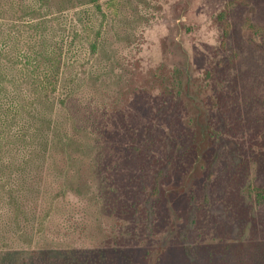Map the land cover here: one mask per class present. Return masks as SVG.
<instances>
[{"label": "rangeland", "instance_id": "374dc122", "mask_svg": "<svg viewBox=\"0 0 264 264\" xmlns=\"http://www.w3.org/2000/svg\"><path fill=\"white\" fill-rule=\"evenodd\" d=\"M249 1L243 8L237 0H98L91 8L96 23L91 43L96 39L97 49L91 54L86 40L92 31L80 28L67 75L74 83L63 103L46 108H22L32 89L20 87L23 73L13 68L10 73L18 83L2 84L0 96L1 157L11 175L2 170L0 176L7 189L19 192L21 206L17 212L7 200L0 201L4 264H24L28 255L18 253L41 248L93 259L105 248L131 245V233L124 228L138 218L146 224L154 212L153 247L160 250L175 241L187 219L177 212L175 196L196 190L209 173L207 165L197 170L192 162L185 175L188 164L181 165L182 157L176 171L167 170L198 121L211 127L207 146L223 141L215 139L220 133L212 129L222 122L218 96L226 101V120L232 122L229 110L237 112L235 119L245 113L259 122L251 123L262 131L253 134L254 142L264 146V86L258 81L264 78V0ZM227 24L233 26L228 34ZM241 70L257 78L249 74L241 80ZM164 137L178 146L167 150ZM226 144L221 145L217 171L234 168L225 182L241 196L261 180L253 158L262 152L255 147L253 153H245L248 148L235 152V144L229 149ZM155 186L160 191L152 197ZM223 188L212 194H218L212 199L217 209L207 203L210 209L194 215L202 227L193 225L191 241L221 237L215 224L220 216L225 224L235 222ZM242 199L248 204L249 197ZM120 201L126 203L124 210ZM132 203L141 208L139 214ZM252 211L264 217V206L254 205ZM238 230L235 226L225 236L236 242L254 238L250 223L242 234Z\"/></svg>", "mask_w": 264, "mask_h": 264}, {"label": "trees", "instance_id": "16d2710c", "mask_svg": "<svg viewBox=\"0 0 264 264\" xmlns=\"http://www.w3.org/2000/svg\"><path fill=\"white\" fill-rule=\"evenodd\" d=\"M237 2L243 8L250 5L249 0H237ZM97 4L98 0H0V96L2 84L18 83L16 82L17 78L13 77L10 72L14 71L13 68H21L20 71L23 75L19 78L22 81L20 87L24 84L32 89V93L28 97V104L22 107L26 108L25 111H28L33 105L46 108L63 103L68 96L65 93L75 80L67 75L71 71L70 68H72L70 60L74 55V46L78 43L77 37L80 28L86 27L85 30L88 28L92 31L86 40L87 49L91 54H94L97 49V40L95 39L91 43L96 32V23L91 8L97 6ZM82 7L88 8L79 13L78 9ZM251 11L253 9L250 7L249 12ZM71 13L76 17H72ZM82 16H85L86 20ZM231 28H233L232 24H227L225 33L228 34ZM254 48L259 49L256 44ZM252 73H245V70H241V80H246L250 75L257 78L255 73ZM258 81L260 88L264 86V78H260ZM62 83L64 84V90L60 93L59 89ZM218 99H221L217 108L222 114V122H220L222 128L212 127V129L220 133L216 134L215 139L223 137V141H220L219 144L207 146L205 136H209L207 134L209 132L211 135V127L206 128L203 122L198 121L195 132L186 137L181 150H176L177 153L167 170L168 173L172 168L176 171L178 157H182L181 165L185 167L188 164L186 170L184 169L185 175L192 162L197 170L203 168V164L207 165L209 173L206 179L197 183L196 190L192 189L188 194L180 193L175 196L174 202H176L177 212L187 218L175 241L160 250L153 247L151 234L157 229L156 212H154L149 214L152 216L146 220V224L141 223L142 220L138 218L133 221L131 228H124V230H129L131 233V245L115 249H112V247L105 248L99 253H95L93 259L89 258L88 260L81 259L74 252H69L65 257L60 251L57 252L56 250L42 248L29 250L27 253H18L22 256L28 255L25 261L23 258L21 259L24 264L27 260V264H49V262L51 264H264V217L258 211L257 214L252 211L254 205L264 206V180H262L264 179V146L261 145L258 148L253 135L262 131L253 128L251 123L259 122L245 113H242L240 118L235 119L234 116L237 112L233 115L229 110H226L227 115L234 124L226 120L225 110L222 109L223 106H227L226 101L219 96ZM162 107L164 106L162 105ZM15 113H18V110ZM170 116L172 115L170 114ZM216 118H218V115ZM181 133L187 132L182 131ZM164 141L167 145H170L167 150H173L175 146H178L177 142L171 145L172 142L169 139ZM224 143H227L225 146L228 149L235 144L234 148L232 147L235 152L239 149L248 148L245 153H253L252 147L262 152L256 153V157L253 158L256 161L257 168H259L258 174L261 180L255 182V184H249L243 191V195L249 197L248 204L244 199L241 200L243 195L238 196V192L234 193L235 188L229 191L225 182V179L234 168L231 170L232 166H229L223 174H218L217 163L222 155L220 152L221 145ZM18 150L11 154L16 155ZM241 153H244V151H241ZM1 154L3 153L0 149V171L5 170L7 175L10 176L8 161L5 157H1ZM230 154L232 158H237L235 153ZM164 167L160 165L161 169H164ZM201 178L202 176L198 180ZM237 181L239 182V180ZM222 184H224L223 191L226 194L224 201L229 204L235 222L225 224V217L214 213L216 217L220 216L215 224L218 226V231L223 235L210 240L191 241L190 229H193V225L198 228L202 227L201 219H195L194 215L196 213L199 216L202 215L203 208H208L207 203L212 208L217 209L218 204L212 202V199L218 194H212L215 190H219ZM159 191L158 187L155 186L152 197H157ZM18 193L12 187L7 189L6 178L0 176V198L2 199L0 201L7 200L10 207L16 208L17 212L21 206L17 197ZM198 194H201L202 197ZM131 195V193H128L129 201H134V197L132 198ZM145 198L149 200L147 195ZM118 204L124 210L125 201H120ZM131 207L135 209V213L139 214L141 211V208H138L134 203ZM144 208L142 207V209ZM158 208L160 209V207ZM115 215L122 219L125 218L116 211ZM247 222L250 223L254 238L246 242L242 240L236 242L233 241L234 238L225 236V234L232 235L235 226L239 227L238 232L242 234V229ZM123 241L126 240L123 239ZM5 253L6 251H0V264H4V258L7 256ZM18 262L16 260V264ZM22 263L20 261V264Z\"/></svg>", "mask_w": 264, "mask_h": 264}]
</instances>
